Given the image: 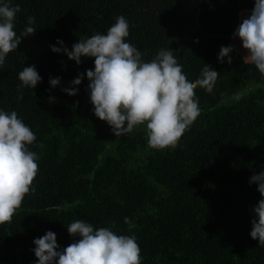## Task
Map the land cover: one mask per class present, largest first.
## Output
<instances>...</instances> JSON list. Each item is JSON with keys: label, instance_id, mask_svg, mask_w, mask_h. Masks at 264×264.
Wrapping results in <instances>:
<instances>
[{"label": "trees", "instance_id": "1", "mask_svg": "<svg viewBox=\"0 0 264 264\" xmlns=\"http://www.w3.org/2000/svg\"><path fill=\"white\" fill-rule=\"evenodd\" d=\"M3 3L21 9L18 35L35 18L34 34L21 36L0 66V109L16 111L35 133L30 150L39 157V172L35 191L10 224L0 225V264H35L33 240L49 230L67 247L79 239L67 231L76 220L134 235L142 264H264V247L249 235L262 198L249 179L264 171V76L232 39L238 11L252 9L254 0ZM120 15L129 22L125 42L145 62L171 49L190 81L205 64L219 72L212 93L195 89L201 114L174 150L151 149L145 126L115 136L94 114L86 75L71 84L94 69V57L77 64L49 47H61L60 39L70 51L79 39L106 35ZM228 45L234 46L231 64L217 59ZM33 65L42 80L33 89L18 88V73ZM56 77L60 83L52 87ZM69 87L77 94L62 91Z\"/></svg>", "mask_w": 264, "mask_h": 264}, {"label": "clouds", "instance_id": "2", "mask_svg": "<svg viewBox=\"0 0 264 264\" xmlns=\"http://www.w3.org/2000/svg\"><path fill=\"white\" fill-rule=\"evenodd\" d=\"M20 11L19 5L0 4V66L9 53L17 50L21 36L27 37L36 31L32 27L35 18L29 16L28 26L23 33L17 34L15 20ZM232 35L240 39L247 52L244 61L254 64L264 76V0H254L250 14L242 19ZM128 36L129 22L120 15L106 35L97 33L79 39L70 51L60 39L57 44L61 47H49L53 52L63 51L77 64L82 57H94V69L79 74L71 84L79 85L86 75L90 81L87 87L94 114L111 127L115 136L145 126L151 149L174 150L201 114L195 89L199 87L212 93L219 72L205 64L200 77L190 81L171 49H160L154 59L145 62L142 53L125 42ZM233 50V45L221 46L218 61L224 62L227 57L231 64ZM18 79V88L33 89L42 77L33 65L24 67ZM49 83L56 87L60 78H50ZM62 91L76 95L78 89L69 87ZM52 99L49 97L50 101ZM234 99L241 97L236 95ZM35 141V133L16 111L0 109V225L10 224L25 196L35 191L33 182L39 172V157L30 150ZM249 183H256L262 197L253 208L255 218L251 221L249 235L264 247V171L252 175ZM125 222L134 227L128 218ZM67 231L79 239L63 249L50 230L33 240L35 264H142L141 249L134 235H118L109 227L94 228L83 220L70 223Z\"/></svg>", "mask_w": 264, "mask_h": 264}, {"label": "rangeland", "instance_id": "3", "mask_svg": "<svg viewBox=\"0 0 264 264\" xmlns=\"http://www.w3.org/2000/svg\"><path fill=\"white\" fill-rule=\"evenodd\" d=\"M250 12H251V9H249V10H242V9H240L238 11L236 28H237V26L239 24V21L242 22V19L243 18H246L250 14ZM232 39L235 42V45H236V48H237L239 54L244 59V57L247 55V52L242 47V43H241L240 39L238 37H232Z\"/></svg>", "mask_w": 264, "mask_h": 264}]
</instances>
